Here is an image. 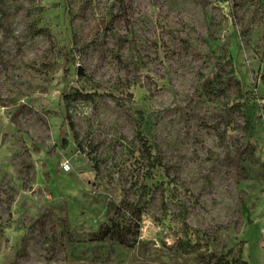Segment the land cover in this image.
Masks as SVG:
<instances>
[{
    "label": "rangeland",
    "instance_id": "obj_1",
    "mask_svg": "<svg viewBox=\"0 0 264 264\" xmlns=\"http://www.w3.org/2000/svg\"><path fill=\"white\" fill-rule=\"evenodd\" d=\"M0 264H264V0H2Z\"/></svg>",
    "mask_w": 264,
    "mask_h": 264
},
{
    "label": "trees",
    "instance_id": "obj_2",
    "mask_svg": "<svg viewBox=\"0 0 264 264\" xmlns=\"http://www.w3.org/2000/svg\"><path fill=\"white\" fill-rule=\"evenodd\" d=\"M1 2H2V0H0V3ZM29 29H30V34H32V35H38L39 34V35L49 37V35L45 31H42V30L34 31L32 27H30ZM236 83H237V86L239 87V83L238 82H236ZM203 92L204 93H209V92L211 93L213 91H209V89H204ZM236 108H239L238 104L236 105ZM139 141H140V144H141L142 149H143L142 151L146 155V162H147L148 168L154 169L156 167H159L161 165V162L157 158H155V159L152 158L151 148H150L148 142L142 136H139ZM142 189H143V194L136 203L131 204L129 202H122L120 204V206L113 213L114 215L115 214L119 215L122 212H123V214L129 213V218H131L130 223L133 224L135 228H138V222L140 220V217L142 215V212H143L145 205L149 201H152V196L148 200H146L147 195L150 194L148 192L149 189H148V191L146 188H142ZM161 205H162V207H164L165 204L163 201L161 202ZM120 224L121 223L117 222L115 219H109L108 224L104 225L96 234H94L92 236V241L103 242V241L109 239V240L116 241L118 244H120L122 246H128L130 244V241L128 240L129 236L127 235V233H124V230L126 229L124 227H126V226H120ZM180 250L186 254L193 252V248L191 246H186V245H181Z\"/></svg>",
    "mask_w": 264,
    "mask_h": 264
},
{
    "label": "built area",
    "instance_id": "obj_3",
    "mask_svg": "<svg viewBox=\"0 0 264 264\" xmlns=\"http://www.w3.org/2000/svg\"><path fill=\"white\" fill-rule=\"evenodd\" d=\"M68 169H69L68 167H64L63 168L64 171H68Z\"/></svg>",
    "mask_w": 264,
    "mask_h": 264
}]
</instances>
